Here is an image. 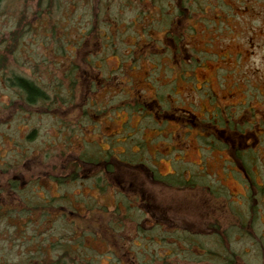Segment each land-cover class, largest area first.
Masks as SVG:
<instances>
[{"label": "trees", "instance_id": "16d2710c", "mask_svg": "<svg viewBox=\"0 0 264 264\" xmlns=\"http://www.w3.org/2000/svg\"><path fill=\"white\" fill-rule=\"evenodd\" d=\"M61 4L62 0H36L34 11L16 5L14 26L0 34V92L11 94L8 102L0 101V114L13 115L0 123V139L12 142L0 155V264H101L103 259L109 264H175L184 255L193 257L195 264H249L242 252L250 250L235 248L236 237L250 240L264 264V233L259 231L264 182L257 181L256 170L264 151L253 146L264 139V121L245 102H213L211 112L198 117L169 97L174 80H189L187 70L199 61L198 51L187 42L188 33L195 31L192 22L206 18L207 8L214 13L230 5L223 0H82L74 4L80 10L77 23L72 22L76 10L67 14L68 26L78 24L77 36L72 37L68 27L59 25ZM28 34L40 37V44L50 46L56 59L43 55L27 66L30 58L20 56ZM89 40L91 47L78 58ZM108 57L116 58L114 67H107ZM157 59L174 77L165 83L153 79V92L144 93L133 72L142 62ZM117 113L127 116L120 130L123 139L100 129L104 118ZM35 114L50 117L57 127V140L46 147L38 145L37 127L19 138L4 128L11 121L29 125ZM133 119L135 125L130 123ZM92 122L87 138L83 130ZM145 128L159 132L145 139ZM192 133L207 152L227 153L223 169L243 184L240 201L201 167L190 170L175 160L177 167L159 172L157 140L163 138L174 152L175 144ZM117 141L127 142L121 151L112 146ZM31 159L25 169L23 163ZM120 166L142 167L150 181L167 187L205 188L218 217L204 227L169 225L148 214L142 194L121 182ZM81 179L93 194L84 192ZM149 242H166L170 252L161 257L149 253Z\"/></svg>", "mask_w": 264, "mask_h": 264}, {"label": "rangeland", "instance_id": "374dc122", "mask_svg": "<svg viewBox=\"0 0 264 264\" xmlns=\"http://www.w3.org/2000/svg\"><path fill=\"white\" fill-rule=\"evenodd\" d=\"M77 2L80 3L82 0H72L71 2L62 0L61 9H59V15L62 18L59 25L61 28L63 26L68 27L67 31L71 33L72 37L77 36L76 27L78 24L73 27L68 26L69 16L67 14L76 10L75 15L77 16L72 22H78L80 10L74 7ZM35 3L36 0H23L22 3L18 2L17 4L15 0H2L0 4V34H6L14 26L15 16H17L16 11L18 10L16 5H22V8L26 7L34 11ZM223 3L230 5V7L225 10L217 9L214 13L210 8H207L206 18L192 22L195 31L188 33L187 42L198 51L199 61L191 70H187V73L191 74L189 80H185V77L174 80V94L170 92L169 97L176 98L177 105L193 111L194 115L198 117L209 114L213 108V102L219 106L245 102L248 107H252L251 111L255 112L257 119L264 121V0H223ZM32 19H35V17ZM210 19H212L211 22ZM217 21H220L219 24H216ZM152 34L157 35L158 33L152 31ZM39 40L40 37L35 36V34H28L24 39L20 58H30V63L26 60L27 66L33 65L34 61H38L43 55L49 60L56 59L50 46L41 45ZM91 45V40L85 41L83 48L78 52V58L83 56ZM116 64V58L108 57L107 67L111 68ZM157 64L159 66L155 71L154 67ZM50 65L52 64L49 62ZM43 68L44 66L41 65V69ZM167 68L165 62L158 59L156 62L154 60L142 62V67L133 72L136 86L144 93H152L155 86L153 79L159 83H165L166 80L174 77L173 73L167 72ZM24 70L27 71V68H24ZM42 74L45 75V73ZM81 85L83 86V84ZM9 96L11 94L7 90H2L0 101L8 102ZM13 110L12 107L11 111ZM8 115L0 114V123L8 117L13 118V115ZM126 120L125 113H117L110 120L104 118L100 127L101 132L104 135H114V139H123L125 135L120 134V130ZM130 123L135 125L136 119L130 120ZM93 124L92 122L84 127L83 132L87 135V138L89 137L88 129ZM170 125L173 126L170 128L176 131L177 128L174 123L171 122ZM33 127H37L40 135L39 146L46 147V144L52 139L57 140V127L48 116L35 114L29 125L24 123L15 125L12 121L11 124L6 123L4 125V128L9 131H14L17 138ZM166 127L168 128V124H166ZM262 129L261 127L260 130ZM158 132V129L145 128L143 135L145 139H151ZM15 134L13 135L15 136ZM178 137L179 135H176L177 139ZM157 141L159 143L156 144V152L160 155V160L157 162L159 172L162 174L167 173L173 169L172 165L177 167V164H183V168L190 170L194 167H201L207 173H212L227 194H230L231 198L240 201V194L244 191L243 184L233 174L223 169V159L228 156L227 153L207 152L200 142H197L195 133L187 135L184 142L179 141L181 149H179V142L175 144L177 149L174 152L170 149V145L163 144V138L160 137ZM102 144L106 146L105 141ZM126 144V141H117L112 146L114 149L121 151ZM8 146H12L11 141L0 139V155H4ZM253 146L264 151V139L263 141L256 140ZM162 155H166V157H162ZM170 156H172V161H170ZM154 157L156 160L159 158L157 154ZM33 160H26L23 167L25 169L29 168ZM175 160L181 161L172 164ZM259 165L258 169L255 168L257 173L260 172L257 181L264 182V174L261 173L264 171V159ZM185 172L187 174L186 170ZM117 176L121 182L132 186L142 194L148 214L151 215L152 213L160 220L164 219L169 225L181 227V225L193 224L204 227L210 223L213 217H218L213 200L209 199L205 188L195 190L179 189L156 184L148 179V175L142 167L120 166L118 167ZM80 183H82V179ZM82 184L84 185V192L89 191L93 194V191L86 187V183ZM78 188L79 184L74 185L73 191L76 193ZM52 189L55 192L54 187ZM260 216L259 228L261 230L259 229V231L264 233V213L261 212ZM124 235L132 234L124 233ZM249 242L250 240L244 241L236 237L233 246L240 250H250L242 252L247 263L260 264L261 261L255 256V251ZM125 243L127 244V242ZM85 244H89V240H86ZM146 245L149 253L155 252L159 257L170 252V246L166 242L155 245L149 242ZM205 245H209L208 239H206ZM103 248L104 246L100 247L101 250H105ZM169 258L173 260V254L169 255ZM177 258L175 264L196 263L194 258L189 255H184V259L182 258L180 261ZM100 263L109 264L106 259H103Z\"/></svg>", "mask_w": 264, "mask_h": 264}]
</instances>
